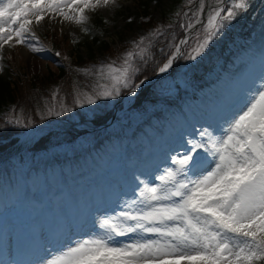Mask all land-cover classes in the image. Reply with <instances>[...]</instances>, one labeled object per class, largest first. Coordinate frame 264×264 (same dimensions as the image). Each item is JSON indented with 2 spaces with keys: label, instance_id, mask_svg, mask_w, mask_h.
I'll list each match as a JSON object with an SVG mask.
<instances>
[{
  "label": "rangeland",
  "instance_id": "1",
  "mask_svg": "<svg viewBox=\"0 0 264 264\" xmlns=\"http://www.w3.org/2000/svg\"><path fill=\"white\" fill-rule=\"evenodd\" d=\"M139 2H146L152 23L166 11V5L154 0H117L115 6L86 10L88 20L84 25L64 20L55 13L47 14L39 24L33 20L31 31L36 36L33 43L38 41L37 46L46 51L32 53L22 45L5 46L0 77L8 72L27 76L54 72L61 61L48 53L43 34L56 36L64 50H70L74 44L79 54L91 52L97 62H103L107 52L100 49V42L106 43L112 51L121 39L123 44L132 43L149 30V24L144 26L138 16L133 17L138 13ZM214 3L215 0H204L205 8ZM198 7V0L191 5L183 0L174 5L172 13H180L177 15L180 24L187 23ZM184 12L189 16H183ZM263 15L264 0H250L248 11L211 43L208 52L204 51L194 61L185 59L182 68L188 66V77L162 89L161 93L168 99L129 114L126 106L128 108L131 98L127 104L121 100L124 111L113 109L111 120L101 128L89 131L90 126L81 127L87 129L83 138L70 146H57L34 156L26 150L10 158L7 164H1L0 264H39L40 260L57 256L76 241L100 234L104 219L138 199L143 187L140 180L158 183L155 176L165 168L174 167L173 155L182 158L191 144L204 142L200 133L205 129L213 136H222L223 129L227 128L225 120L242 107L247 96L264 86ZM205 17L206 22L207 15ZM45 56H49L48 59ZM200 63H207L210 70L198 68ZM193 71L197 78L192 76ZM81 102L84 103L83 97ZM113 103V98L106 100L109 107L114 108ZM8 108L9 105L4 104L3 110L9 112ZM92 109L93 105L78 108L86 119ZM174 110L176 113L172 115ZM76 111L55 121L83 122ZM164 136H168L165 143L172 141L170 146L176 147L170 157L159 150L164 141L150 148L151 143L155 145ZM128 145L141 151L135 162L129 164L137 170L130 182H112L111 177L123 167L107 166L106 159ZM200 154L204 155L202 151ZM30 185L33 188H29ZM43 208L49 210L44 215ZM35 219L40 220L35 223ZM28 245L31 252L25 254L23 250L28 249Z\"/></svg>",
  "mask_w": 264,
  "mask_h": 264
},
{
  "label": "snow or ice",
  "instance_id": "2",
  "mask_svg": "<svg viewBox=\"0 0 264 264\" xmlns=\"http://www.w3.org/2000/svg\"><path fill=\"white\" fill-rule=\"evenodd\" d=\"M195 2L188 0L189 5ZM116 3L117 0H0V60L5 46L22 45L32 53L46 51L37 46L38 41L33 43V20L39 24L47 14L55 13L84 25L88 20L86 10ZM198 3L188 22L179 25L189 33L196 30L195 46L187 38L170 45L175 51L168 53L159 73H167L178 58L194 61L203 55L250 7V0H215L205 22L200 19L204 0ZM82 31L87 33L86 28ZM163 35L157 28L134 41L133 50L118 58V66L114 60L95 69H78L98 80L92 94H82L84 103L74 95L76 107L115 98L121 95V89L135 96L136 89L145 83L133 80L139 71L136 61H146L152 40ZM51 99L58 102L61 111L53 103L47 106V115L72 111L58 93L54 92ZM7 123L24 128L33 124L31 119ZM225 123L222 136H213L205 129L200 133L204 142L191 144V155H173L174 167L155 176L158 183L140 180L143 187L138 199L104 219L100 234L76 241L39 264H264V86L247 96Z\"/></svg>",
  "mask_w": 264,
  "mask_h": 264
},
{
  "label": "trees",
  "instance_id": "3",
  "mask_svg": "<svg viewBox=\"0 0 264 264\" xmlns=\"http://www.w3.org/2000/svg\"><path fill=\"white\" fill-rule=\"evenodd\" d=\"M156 2H162L166 5V11H164L158 21L153 22L150 15L146 10V2H139L137 8L138 13L133 14V17H137L140 23L144 26L151 27L147 33L143 36L146 37L149 33L159 28L164 32V35L158 40L153 39L149 48V58L146 61H136V66L139 71L135 77L134 82H138L142 78H148L154 75L157 68L168 57V53L173 51V45L182 35V28L179 27L180 22L178 16L172 13V8L175 4L182 0H154ZM199 29V28H198ZM43 39L46 44L48 53L54 54L59 52L61 55L60 64L56 65L54 72H48L46 75L16 73H7L5 77H0V141L9 138L13 133L19 130L25 129L24 127H16L8 124L9 120L15 122L19 119L21 123L31 119L33 124H40L54 119L57 116L47 115V106L53 103L57 104V111H61L58 107V102L52 101L51 97L54 92L58 93L63 102L72 108V110L79 111L80 120H83L84 113L78 110V107L73 102L74 95L77 97H83V93L92 94L93 87L96 86L98 77L95 75H85L83 72L77 71L78 69H95L100 65L110 62L118 61L119 57L129 50H133V42L123 44L122 39L119 44L111 51L109 46L100 42L99 47L105 50L107 53L103 62H97L93 53L89 52L87 55H81L75 49L74 44L70 50H64L56 36L53 34H43ZM140 39V38H139ZM137 39V40H139ZM136 41V40H135ZM190 45L196 44V30L189 38ZM147 42V41H146ZM209 47V46H208ZM49 56H45L48 59ZM184 64V60L181 58L176 62L171 69L169 77L158 80L150 85L143 86L139 92L133 97L131 107L132 110L141 111V109L148 103L154 102L159 98V93L162 87L170 83L182 79L185 75L184 70H181V66ZM119 65V61L117 66ZM205 68L206 65L202 64ZM104 82V81H101ZM126 90L121 89V95ZM115 97L117 101L120 97ZM9 105V112L3 113L4 104ZM92 113L89 120L94 125H100L104 123L110 116L111 108L106 104V99H98L97 103L93 105ZM120 108V105H119ZM43 116V119L41 117ZM60 115V117H63ZM82 131L75 128L68 129L66 131L57 132L51 131L33 145V153L49 149L56 144H70L73 142ZM12 141V139L10 140ZM6 144H0V148Z\"/></svg>",
  "mask_w": 264,
  "mask_h": 264
},
{
  "label": "bare ground",
  "instance_id": "4",
  "mask_svg": "<svg viewBox=\"0 0 264 264\" xmlns=\"http://www.w3.org/2000/svg\"><path fill=\"white\" fill-rule=\"evenodd\" d=\"M261 4V3H260ZM212 5L208 6L205 8L204 10V13H202L200 15V19L201 18H204L207 13L209 12L210 8H211ZM259 9V8H258ZM256 11V10H255ZM254 11V12H255ZM257 12V11H256ZM259 12V11H258ZM257 15V14H256ZM264 16V15H263ZM259 18V17H258ZM206 19V17H205ZM262 19V18H261ZM258 27V26H257ZM259 28V27H258ZM256 28V29H258ZM261 28V27H260ZM257 32V31H256ZM189 34V32H186L184 37L182 39H185L187 38V35ZM263 34V33H261ZM259 34V35H261ZM192 35V34H191ZM258 35V36H259ZM257 36V35H256ZM257 38V37H255ZM263 38V37H262ZM259 41V40H258ZM264 41V39H263ZM261 47V46H260ZM264 47V46H263ZM262 48V47H261ZM260 48V49H261ZM263 50V49H262ZM240 51V49H239ZM244 53V52H243ZM236 55V54H235ZM245 56V55H244ZM260 56V55H259ZM262 57V56H261ZM263 59V58H262ZM166 62V61H165ZM163 65V64H162ZM161 65V66H162ZM160 66V67H161ZM159 69V68H158ZM158 72V75H160L161 73ZM165 74V73H164ZM217 79V77H216ZM215 79V80H216ZM224 85V84H223ZM132 96H128L127 94L125 95V97L123 98V102L126 103L128 102V100L131 98ZM130 102V101H129ZM128 102V103H129ZM127 104V103H126ZM217 107H219L217 105ZM222 108V107H221ZM224 108V107H223ZM175 112H171L172 115H174L176 113V110H174ZM216 111V110H215ZM210 117V116H209ZM212 117V116H211ZM211 120V119H209ZM65 124L61 123V122H51L49 124H44V125H36V126H32L30 128H27L19 133L16 134V139L14 141V143L12 145H10L9 147H7L6 149H4L3 151H0V165L1 164H4L6 161H9L10 158H13L14 156H16L17 154H20V153H24V151L26 152V150H29L30 147H32V145L34 144V142L39 138L41 137L48 129H51V128H62L64 127ZM81 126H85V124H81ZM87 128V127H86ZM37 129H41V131H36ZM170 135V134H169ZM45 136V135H44ZM168 136H164L162 137L161 139H159L156 144L154 145L153 143L152 146H150V148H155L161 141L163 143H165V140L167 139ZM41 139V138H40ZM162 144L160 147H159V150H163L162 154H165V155H169L171 154L176 147H171L170 146V143H172V141L170 142H167L165 144ZM168 146H170V148H167ZM121 150H118L116 152V154H120L121 156L123 155H126L128 159H123V160H111L112 161V164H110L109 166H112L113 164L117 165L119 167H123L122 170H119L118 169V172L116 174H114L112 177H111V181L112 182H127L128 180H131L132 179V175H134V172L135 169L134 167H131L129 166L130 162H135V160L133 159V157L137 158L136 156H139L141 155V151H138V149L135 150V146H131V145H128V147H125V148H120ZM158 149V148H157ZM151 151V150H150ZM157 152V151H156ZM159 153V152H158ZM115 153H113L114 155ZM144 154V153H143ZM133 156V157H132ZM170 157V155H169ZM169 157H166V158H169ZM112 158V157H111ZM156 158V157H155ZM7 164V162H6ZM132 165V164H131ZM117 167V168H118ZM139 171V170H138ZM89 175V174H88ZM137 175V174H136ZM130 182V181H128ZM114 185V184H113ZM104 190V189H103ZM93 202V201H92ZM84 205V204H83ZM42 214L44 215V213L48 212V208H43L42 209ZM40 219H35L34 222H39ZM31 252V245L29 246L28 245V249L27 248H24L23 250V253H29Z\"/></svg>",
  "mask_w": 264,
  "mask_h": 264
},
{
  "label": "water",
  "instance_id": "5",
  "mask_svg": "<svg viewBox=\"0 0 264 264\" xmlns=\"http://www.w3.org/2000/svg\"><path fill=\"white\" fill-rule=\"evenodd\" d=\"M146 82H149V80H145V83H146Z\"/></svg>",
  "mask_w": 264,
  "mask_h": 264
}]
</instances>
